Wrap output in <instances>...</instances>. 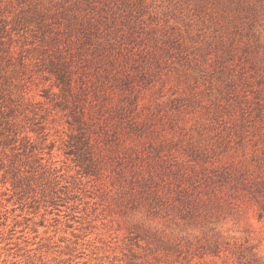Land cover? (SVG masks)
Listing matches in <instances>:
<instances>
[{
    "label": "rangeland",
    "instance_id": "374dc122",
    "mask_svg": "<svg viewBox=\"0 0 264 264\" xmlns=\"http://www.w3.org/2000/svg\"><path fill=\"white\" fill-rule=\"evenodd\" d=\"M62 4L83 23L116 8L0 0V264H264V0H121L140 11L132 49L152 75L111 88L77 53L68 69L89 90L76 96L51 72L71 58ZM147 37L160 39L155 56L142 55ZM95 103L107 104L101 114ZM122 105L147 124L141 138L115 115ZM111 114L124 141L97 137ZM160 142L172 162L137 161ZM192 147L205 159L193 161ZM227 168L248 187L218 179Z\"/></svg>",
    "mask_w": 264,
    "mask_h": 264
},
{
    "label": "trees",
    "instance_id": "16d2710c",
    "mask_svg": "<svg viewBox=\"0 0 264 264\" xmlns=\"http://www.w3.org/2000/svg\"><path fill=\"white\" fill-rule=\"evenodd\" d=\"M106 1L109 4L114 3L116 8H114L113 6L111 7L110 18L104 23H100V21L98 23H83L81 22L82 19H80L76 11H72L69 5L62 4V12L60 13V15L62 16L61 18H64L65 20V29L63 30V33L58 32V34L63 35L62 37L67 41L66 46H64V49L69 48L68 54L71 58L69 60L67 59V57H65L59 62H53L51 72L54 76H56L57 86L60 87L62 91L69 93L71 96H76V90L78 88H80L83 92H88L89 90V81L84 78L80 79V85H74L72 72L68 69V62L75 61V55L77 53H85V60L87 61V63L94 65V68L97 72L103 73L102 75L108 79L111 88L114 87V84L116 85V82L120 80L121 82H123L121 84H125L124 82H127L138 75H152V73L149 72L150 66H146V57L142 58V60L139 62L136 59V55L138 54L137 51H134L132 49V43L134 39L132 32L134 24L132 23V19H137L136 13L140 14V11H137L135 9H131L130 11L123 10L121 5H119V2L121 0ZM122 10L124 12H119ZM59 24L61 23L59 22ZM146 39L154 41V44L151 46H144L141 49L142 55H150L153 53L152 55L155 56L156 51L160 50L159 48H157L160 39L157 37H147L141 40L140 43L144 42ZM73 44L77 45V47H82V49H71L75 46ZM168 49L169 48H163L161 52H159V55L162 53V51L164 54H167L169 56H173L176 53L169 52ZM131 62L139 63L136 67L138 68V71L136 73L132 72V70L128 68V64ZM61 63H63V65H61ZM86 74L88 73L85 72L83 76H85ZM105 99L107 100L108 98L106 97ZM128 101L130 106L135 105V102L137 101V96L129 98ZM106 105L107 104L105 103H95L91 105V108L98 107V113L101 114L104 111V108H106ZM78 108L79 111L76 112L78 120L77 122H79L81 126L83 122L85 124L89 123L85 119V115L87 114L86 105L82 104L78 106L77 109ZM112 109L115 115L118 116L120 119L124 120L126 118V122L130 129V131L128 132V136L130 138L139 139L143 136V134L147 133L146 130H144L147 124L139 123L138 121H136L130 115L128 109L124 105ZM89 116L92 117V114H89ZM113 118L114 114H111L110 116L105 117L104 119L98 122V126L102 132L97 133V137L99 140L105 139L108 142H116V140L118 142L121 140L118 136H116V131L110 133L112 125L110 126L111 123L109 121H111ZM235 134L239 135L238 133ZM103 136L105 138H103ZM84 138L87 141L91 140V137L86 138V136H84ZM89 144L90 147H93L94 145L92 143ZM150 146L154 149L155 152L153 154H150L148 152L143 154V151H141L140 153H142V155H139L140 158H138L137 161L143 159L144 162L148 165L149 162L151 163L153 160H155V157L157 158L156 163H167L170 159L171 162L173 161L174 156L173 153L167 151L166 147H169L167 143H150ZM135 152L136 154L138 153L137 147H135ZM190 152L191 154L189 156L192 158L193 161H200V159L196 157H200L202 160L205 159L203 156V152L198 151L194 147L190 149ZM91 166L92 163L89 165L87 164L85 170L89 171ZM202 169L208 170L207 167H202ZM215 172L218 173L219 171L215 170ZM218 179H223L227 184L231 183L234 186L244 185L245 187H248L249 185V183L243 178V175L241 174L240 170L237 168L225 169L222 173H219Z\"/></svg>",
    "mask_w": 264,
    "mask_h": 264
}]
</instances>
